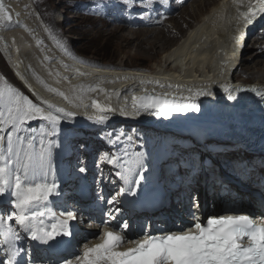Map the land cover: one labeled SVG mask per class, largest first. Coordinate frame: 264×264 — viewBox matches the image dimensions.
Here are the masks:
<instances>
[{
	"label": "snow or ice",
	"instance_id": "obj_1",
	"mask_svg": "<svg viewBox=\"0 0 264 264\" xmlns=\"http://www.w3.org/2000/svg\"><path fill=\"white\" fill-rule=\"evenodd\" d=\"M133 3L143 9L139 13L141 19L151 18L149 13L156 12V22L162 23L164 17L157 5L164 7L163 0H153L150 7L146 0H133ZM116 7H120L122 12L126 11V0H89L83 10L108 16ZM260 15H264V0L249 3L247 10L240 13L244 26L251 25L254 18ZM13 23L20 26L18 19L13 21L10 7L0 0V25L8 27ZM239 39L237 37V42ZM42 43L37 41V44ZM57 43L63 51H68L59 41ZM73 59L78 63H92L75 56ZM17 75L26 83L23 75ZM0 81H3L0 83V236L4 238L6 254V259L0 260V264H264V213L256 216L251 210L233 204L223 208L221 213L202 216L199 214L200 200L196 193L191 194L190 206L185 212L187 220L174 221L171 226L165 223L155 228L150 224L137 226V238L129 240L128 232L133 231V226L128 220L120 218L121 209L116 205L122 201L117 197L128 194L136 197L150 189L155 191L152 188V168L142 152L128 155L125 151L120 156L103 153L108 163L117 166L116 175L125 186L107 199L106 203L112 208L102 211L100 217H90V221L103 230L89 237L80 227L86 221L83 208L76 206L78 201H73L71 205L65 201L53 207L52 199L64 196V182L54 149L61 148L63 141L74 135V126L68 121L75 114L53 109L52 105L44 106L42 101L34 102L3 76H0ZM156 83L161 88L165 87L158 81ZM176 87L179 92L180 86ZM96 90L94 87L87 89ZM187 91L189 95L156 93L155 90L148 92L145 89L140 96L132 95L130 113L126 107H121L119 114L169 117L172 114L200 112L198 98L214 94L205 89L193 91L191 87ZM246 91L255 92L260 104L264 105V91L256 88H224L227 99L232 101L241 98L234 93ZM60 95L68 99L63 93ZM78 99L81 103L77 106L88 107L83 105L82 97ZM91 107L96 114L87 116V119L94 125H105L111 119L109 113L116 111L110 106H102L95 99L91 101ZM33 122H37L38 126L33 127ZM123 135L119 132L107 135L109 144L117 151L120 150ZM87 171L78 160L75 172L84 174ZM208 175L212 178L214 172ZM98 199L103 200V197ZM46 217L55 221L50 227L45 223ZM25 239L43 246L52 256L45 258L36 255L37 249L26 246L23 243ZM92 240L98 242L92 243ZM126 244L133 246L125 247Z\"/></svg>",
	"mask_w": 264,
	"mask_h": 264
},
{
	"label": "bare ground",
	"instance_id": "obj_2",
	"mask_svg": "<svg viewBox=\"0 0 264 264\" xmlns=\"http://www.w3.org/2000/svg\"><path fill=\"white\" fill-rule=\"evenodd\" d=\"M191 1L198 11L196 10L197 12L190 13L187 7L185 9L181 8V6L178 9L177 16L169 18L168 20L171 24V29L177 31L181 26V21L184 20V16H188L189 19H196L203 14L201 12L202 10H199V7H202L204 1L207 3V8L209 6H212V8H210L209 12L201 21L184 34L176 46L171 48L170 51H165L171 41L169 38L167 39L168 36H164V33L161 34L159 31L153 30L154 36L151 40L157 37H164L162 39L163 43L161 42V44L158 45V40H154L155 43H148L149 41L151 42V40L146 39V35L151 33V30H142L139 26H128L126 23H128L130 18L121 20L120 24L113 22L112 19L116 16L114 9L111 10L110 15L105 16L111 19V23L107 19L89 13L88 17L93 19V23L102 26L99 29L107 31L106 28H108L113 29L114 32H121L118 39L126 40L128 46L135 45L132 47L133 52L130 51L132 52L130 53L132 55L131 60L145 58V54H149V51H153L155 47L158 46L160 52L164 53L161 60V65L163 66L159 65L152 68L150 71L143 68H128L122 61L116 65L107 63L101 64L97 61L93 62L90 60L89 62H92L91 64L78 63L71 58L67 52L63 51L57 43V41H59L66 47L62 37V31L59 29L56 30L51 23H43L41 15L35 9L32 0H4V3L9 6L13 12V21L18 19L20 21V26H17L15 23L8 27L0 25V49L3 51V57L7 61L11 60L12 62V65L11 63L9 64L10 69L12 70L13 67L17 73L23 75L26 84L34 93L47 94L46 96H48L49 101H42L44 102V106L52 105L53 109H63L64 112H72L75 114L72 119L76 122V130L79 129L83 122H89L87 119L89 115H87L85 111H80V107L83 109V106H77L81 103L78 97H82L83 105H88L87 108L89 109L93 99L97 100L102 106L120 109L123 106L122 100L125 98L123 93H125L126 89L137 91L144 88L147 90L153 89L160 92L182 95H189L187 91L189 87H191L193 91L205 89L211 90L213 93L219 91L223 92L222 90L224 88H256L264 91V62L261 61V58L264 57V22L255 25L254 28L247 31L242 23V17L240 16V13L246 11L247 5L249 3L252 4L253 0ZM76 2L77 1H72L71 8L73 12L83 18L85 13L79 9ZM185 2H187V0ZM118 11L121 19L123 15H130L131 13L128 8L126 11L122 12L121 8L118 7ZM17 13L19 14L18 16L16 15ZM115 21L119 22L118 20ZM92 28L96 29L94 25H92ZM257 28H260V30L254 35L255 37L249 38V35L252 34L251 32L255 31ZM88 33L89 35L94 33L96 37H101L103 35V32L96 30L88 31ZM237 37L240 38L239 42H237ZM172 39L173 38H171V40ZM249 39H251L253 45H259L257 48H255V46L251 47L253 52L250 55H252L253 58L251 57V59L248 55L247 61H243V54L244 52H248L247 50L249 49V47L247 48L245 46ZM38 40L43 41V43L37 44ZM143 41H147L146 44L149 45V51L147 52L145 51L147 47L145 50H142V44L145 43ZM222 41L228 43L227 47L223 46L224 44H222ZM131 43L134 45H131ZM45 57L49 59L45 60ZM66 57L74 60L76 62L75 66L67 61H62V66L57 67L58 62L61 59H66ZM77 58L88 61L84 56H77ZM255 58H257L255 60L256 66L261 64V67L252 72H249V70L252 69L250 68L247 73L253 76L256 74L258 81L241 87V85L245 83L239 84L236 82V80L239 79V73L244 71L240 69V66L243 62L247 64L252 63ZM228 62H230L229 67ZM214 63L215 66L212 67ZM65 65H67V67H65ZM92 65H99L94 66L96 70L105 67L110 69V71L88 70ZM222 67L225 68V73H223ZM20 69L22 72H20ZM113 69L116 70L111 71ZM168 69H170V71H167ZM212 70H214L213 73H218L216 78L214 77V80H211L214 76ZM33 72L35 75H33ZM81 73H83V75H81ZM37 77H39V80ZM157 81L165 85V87H159L156 83ZM220 83H225L222 89H220ZM168 85L172 87L169 88L167 87ZM176 86H180L179 92H177ZM89 87H94L97 90L87 91ZM18 89L29 96L30 99H33L34 102H41L37 101L39 98L34 96L30 89L26 87H24V89L23 87H19ZM100 89H104V91L101 92ZM60 93H63L68 99H64ZM244 93L245 92H237L234 94L241 96L244 95ZM213 95L207 97H213ZM249 95L255 96V92H250ZM65 105L68 107H65ZM245 111L246 110L239 109L236 113L242 114ZM110 114L115 115L117 113L114 112ZM82 117H84V119H82ZM168 118L180 120L185 123L188 122L190 124L203 122L204 126H208V121L203 119H195L193 117L176 118L173 116ZM218 126L223 128L221 122L218 123ZM229 127H231V130H229L228 133L234 136H241L243 140L237 143H239L240 147L248 150L251 144V140H248L250 138L248 132L234 124H230ZM217 131L218 130H215V132ZM172 166L174 169L173 164ZM173 173H175V170H173ZM252 174H260V181L264 180V169L255 163L254 171H246V174L242 177L241 183L249 181L246 179H251L249 177ZM255 179L256 178L251 181L253 182ZM252 182H250V184ZM222 193H224V191H222ZM210 201L212 202L213 200ZM97 210L98 206H95L91 211H88L87 214L90 215L93 211L96 212Z\"/></svg>",
	"mask_w": 264,
	"mask_h": 264
},
{
	"label": "rangeland",
	"instance_id": "obj_3",
	"mask_svg": "<svg viewBox=\"0 0 264 264\" xmlns=\"http://www.w3.org/2000/svg\"><path fill=\"white\" fill-rule=\"evenodd\" d=\"M32 1H33V5L35 9L41 15V19L43 20V23H46V24L51 23L52 26L56 30L59 29L60 31H62L63 33L62 37L65 41L66 47L68 48L67 53L69 54L71 58H73V56L75 57L84 56L88 61L89 60L93 62L97 61L101 64L107 63V64H113V65L119 64L122 61L123 64L127 65L126 67L128 68H143V69H147V71H150L152 68H155L162 64L161 60H162V56L164 55V53L160 52V49L158 48V46H156L153 51H149V45L146 44L147 41H143L145 43L142 44L143 46L142 50H145L147 47L145 51L146 52L149 51V54H145L144 55L145 58L143 59L131 60L132 55L130 53L133 52L132 47H134L135 45L131 43V45H134V46H128L126 44V40L118 39L121 32H114L113 29H108V28H106L107 31L99 29L102 26H100L99 24H94L93 19L88 17L90 12H88L87 10H83V6L87 5L89 3V0H32ZM72 1H77L76 5L79 7V9H81V11H83V13H85L83 18L78 16L77 13L73 12L71 8ZM129 1L130 0H126L127 8L128 10L131 11V6H130ZM193 5L194 3H192L191 0L189 1L187 0V2L183 4L181 8L186 9L187 7V9L189 10L188 12L193 13L197 10V8ZM206 5L207 3L206 1H204L202 3V7H199V10L200 11L202 10L201 12L203 14H201L196 19H191V18L189 19L188 16H184V20L181 21L180 28L177 29V32H178L177 35L176 34L171 35L170 33H168L169 35L167 34L168 36L167 39L169 38L171 42H170V45L165 49V51L167 50L170 51L171 48L176 46V44L179 41L178 38L181 39L184 36V34H186L187 31L190 30L191 27H194L199 21L202 20V18L209 12L210 8H212V6H209L207 8ZM98 16H100L103 19H107L111 23L110 21L111 19L105 16H101V15H98ZM128 18H130V20H128V23H126L128 24V26H131V27L139 26L138 23L133 18L131 13L130 15H123L122 19L120 18V14H118V18L115 16L113 17L112 21L117 24H120L121 20H126ZM115 20H118L119 22H116ZM92 25H94L96 29H93ZM185 27H189L188 30L184 31ZM141 29L149 30V29H143V27H141ZM150 29H151L152 34L151 33L147 34L146 39L151 40V38L154 36V32H152L153 30L152 28ZM92 30L103 32V35L101 37H96L94 33H91V35H89L88 31H92ZM259 30L260 28L256 29L255 30L256 32L253 31L252 34L249 35V38H252ZM170 37L173 38L174 40L173 39L171 40ZM163 38L164 37H160V38L157 37L151 40V42L149 41L148 43H152V42L155 43L154 40L155 41L158 40L159 44L158 43L157 44L160 45ZM248 41L246 42L245 46L247 48L249 47V49L247 50L248 52H244L243 61L244 60L247 61L248 55L250 56V58L251 57L253 58V56L250 55L253 52V50H251L252 49L251 47L255 46V48H257V46L259 45V44L253 45L251 39H249ZM3 55H4L3 51L0 49V76H3L7 80L8 83L9 82L13 83L11 85L18 89L20 87V84L15 78V74L10 69L9 63L6 62L7 60L3 57ZM256 59L257 58L253 59L252 63L247 64L246 62H243L241 64L240 69L244 71L239 73V79H237L236 82H238L239 84L243 82L245 84H249V83L253 84L254 81H258V79L256 78L257 76L256 74L253 76L247 73L250 68L252 69H250L249 72H252L253 70H256L257 68L261 67V64L256 66V63H255ZM261 61L264 62V57L261 58ZM167 71H170V69H168ZM0 83H3V81H0ZM82 119H84V117H82ZM245 166L246 164L242 162L241 167L244 168ZM235 168H236L235 166H229L228 171L232 172ZM243 170H245V168Z\"/></svg>",
	"mask_w": 264,
	"mask_h": 264
}]
</instances>
